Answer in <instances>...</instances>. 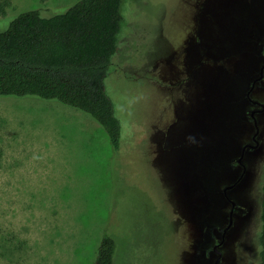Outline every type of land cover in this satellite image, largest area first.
Listing matches in <instances>:
<instances>
[{
	"label": "rangeland",
	"instance_id": "obj_1",
	"mask_svg": "<svg viewBox=\"0 0 264 264\" xmlns=\"http://www.w3.org/2000/svg\"><path fill=\"white\" fill-rule=\"evenodd\" d=\"M8 1L0 31L20 12L50 17L79 0ZM123 15L105 78L118 150L78 109L0 97V264H93L104 229L115 264L218 259L229 160L252 133L242 96L264 64V0H126ZM263 162L218 264H258Z\"/></svg>",
	"mask_w": 264,
	"mask_h": 264
},
{
	"label": "trees",
	"instance_id": "obj_2",
	"mask_svg": "<svg viewBox=\"0 0 264 264\" xmlns=\"http://www.w3.org/2000/svg\"><path fill=\"white\" fill-rule=\"evenodd\" d=\"M125 1L79 0L50 17L40 10L17 14L0 31V97H35L78 109L104 129L118 150L121 125L105 78L118 50ZM9 4L0 0V15ZM258 189V264H264V162ZM118 247L104 229L93 264H115Z\"/></svg>",
	"mask_w": 264,
	"mask_h": 264
},
{
	"label": "flooded vegetation",
	"instance_id": "obj_3",
	"mask_svg": "<svg viewBox=\"0 0 264 264\" xmlns=\"http://www.w3.org/2000/svg\"><path fill=\"white\" fill-rule=\"evenodd\" d=\"M263 65H261V67ZM248 84L249 86L244 92L242 98L244 102L246 101V104L243 107L244 115H246L245 120L252 127V133L249 138V135L245 133L247 134V136L240 141L241 143L239 146L238 155L236 157H232L229 160V167L233 170L232 172L235 175V179L230 184L224 186L222 189L224 198L230 203L228 222L224 227H217L220 237L212 246V251L215 252L218 257L220 255V258L221 253L219 252V248L224 244L226 236L235 224L237 210L242 209V207L244 206L239 202L245 201V198H242L241 194L244 193L246 195H249L250 193L252 194V191L254 190V179L251 174L252 167L255 166L257 158L264 152V97L256 96L255 98L253 96L257 92L264 93V70L262 76H259L258 71V74L254 76ZM228 186L231 187L224 191V189ZM230 192H232L231 196ZM231 212L232 223L229 227H227L230 218L229 215ZM241 214L243 216L244 212H242ZM212 235L213 237H215L214 234Z\"/></svg>",
	"mask_w": 264,
	"mask_h": 264
},
{
	"label": "water",
	"instance_id": "obj_4",
	"mask_svg": "<svg viewBox=\"0 0 264 264\" xmlns=\"http://www.w3.org/2000/svg\"><path fill=\"white\" fill-rule=\"evenodd\" d=\"M263 70H264V65H263V66L260 68V70H259V76H262V75H263ZM230 187H231V186L226 187V188L224 189V191H226V190H227L228 188H230ZM229 216H230V218H229V223H228L227 227H229L230 224L232 223V212L230 213ZM219 259H220V255H219L218 259L216 260L215 264L218 263Z\"/></svg>",
	"mask_w": 264,
	"mask_h": 264
}]
</instances>
